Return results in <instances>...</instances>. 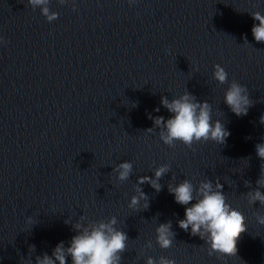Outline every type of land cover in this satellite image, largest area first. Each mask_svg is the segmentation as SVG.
Listing matches in <instances>:
<instances>
[{
	"label": "clouds",
	"instance_id": "obj_1",
	"mask_svg": "<svg viewBox=\"0 0 264 264\" xmlns=\"http://www.w3.org/2000/svg\"><path fill=\"white\" fill-rule=\"evenodd\" d=\"M64 3V0H60ZM28 3L35 9L41 6L42 14L49 22L58 18V14L51 12L47 5L49 0H28ZM135 3V0H129ZM254 23L251 29L256 42L264 43V15L260 12L251 14ZM227 72L219 64L214 65L213 77L220 84L227 82ZM224 102L229 109L238 117L246 116L252 103L249 99L246 87L233 81L225 92ZM161 104L171 116L165 120L163 116L154 119V125L161 128L160 139L166 145L173 146L176 141L191 147L194 142L214 141L216 144H224L230 135L224 125L216 120L212 121L211 107L207 101L199 102L191 94L185 92L178 98L171 101L167 97H161ZM159 111V108L156 109ZM260 123L264 124V116L260 117ZM147 131L151 132L152 129ZM256 154L264 160V143L256 145ZM168 165H162L155 170L154 177L140 176L137 185L150 184L157 192L161 190L159 180L169 171ZM118 172V179L126 181L131 172L132 164L123 162L115 169ZM257 189L250 192V202H259L264 206V179L257 180ZM137 186L138 196H132L130 208H135L145 194ZM223 186L217 182L215 189L211 181L201 182L199 187L187 179L173 186L169 184L168 190L174 196L177 204L185 206L184 218L178 221V225L185 232L191 228V235L199 236L209 245V255L219 253L226 256H236L237 242L241 234L247 231L245 217L237 209L226 202L222 191ZM195 201V203H192ZM191 205V206H189ZM147 207V204L145 205ZM258 222L264 225V216H258ZM67 222V221H66ZM116 219L113 217L108 223L99 222L88 227L76 224V235H74L67 247L64 242L56 245L51 256L47 253L36 257V264H67L68 257H71L72 264H120L122 253L128 239L123 231L116 230L113 225ZM171 223L161 224L157 228V241L162 248H168L172 244L170 231ZM34 247V246H33ZM147 264H154L149 258ZM160 264H174L173 260L161 257Z\"/></svg>",
	"mask_w": 264,
	"mask_h": 264
}]
</instances>
